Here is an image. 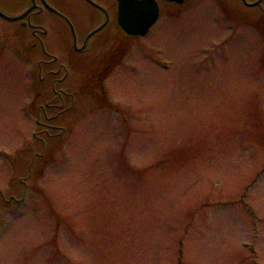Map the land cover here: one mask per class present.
Returning a JSON list of instances; mask_svg holds the SVG:
<instances>
[{"label":"rangeland","instance_id":"374dc122","mask_svg":"<svg viewBox=\"0 0 264 264\" xmlns=\"http://www.w3.org/2000/svg\"><path fill=\"white\" fill-rule=\"evenodd\" d=\"M222 1L159 2L98 97L38 69L66 21L0 16V264H264V0Z\"/></svg>","mask_w":264,"mask_h":264},{"label":"water","instance_id":"95a60500","mask_svg":"<svg viewBox=\"0 0 264 264\" xmlns=\"http://www.w3.org/2000/svg\"><path fill=\"white\" fill-rule=\"evenodd\" d=\"M34 6L35 4L32 3L19 15L11 16L4 14L2 11L0 13L9 19H20ZM158 14V5L155 0H118L117 20L120 26L129 34L146 33L156 21Z\"/></svg>","mask_w":264,"mask_h":264},{"label":"flooded vegetation","instance_id":"af4514ba","mask_svg":"<svg viewBox=\"0 0 264 264\" xmlns=\"http://www.w3.org/2000/svg\"><path fill=\"white\" fill-rule=\"evenodd\" d=\"M36 1H39L40 4L42 3V0H36ZM81 35H83V34H80L79 36H81ZM84 40L85 39L83 38V40L81 41V44H80L79 47H77V46L74 47L76 51L85 50V45H87V43L84 44ZM101 42H103V41H102V39H99V38H95L93 40V42L91 44L92 48L95 51L93 55H95L96 49H99V46H100ZM64 53H65V55L67 57L66 62L69 63L70 65H72L74 63L75 65H79V66H84L85 67V66H88L89 62H92V61H89V55L83 57L82 59L81 58H75L74 56H72L73 55V50L70 51L67 48L64 49ZM115 53H116L115 50H111L108 53H105L104 50L98 51L97 56H96L97 59H94L92 63L95 64L96 66H103L104 67L107 64H109L111 61H113V57H115ZM49 55H50V57L48 59H44L43 60L44 63L46 64L47 67H50V68L56 67L57 66L56 63L60 60L59 59V55L55 54V53H49ZM61 66H62V61L59 62L58 67H61ZM101 78H102V76L99 75V73H98L94 77V79H95L94 82L95 83L96 82H100Z\"/></svg>","mask_w":264,"mask_h":264}]
</instances>
